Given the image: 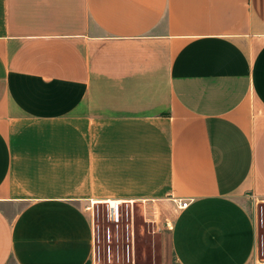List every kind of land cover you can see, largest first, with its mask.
I'll use <instances>...</instances> for the list:
<instances>
[{"label":"crops","instance_id":"crops-1","mask_svg":"<svg viewBox=\"0 0 264 264\" xmlns=\"http://www.w3.org/2000/svg\"><path fill=\"white\" fill-rule=\"evenodd\" d=\"M114 202L156 264L263 260L264 0H0V264H93Z\"/></svg>","mask_w":264,"mask_h":264},{"label":"rangeland","instance_id":"rangeland-1","mask_svg":"<svg viewBox=\"0 0 264 264\" xmlns=\"http://www.w3.org/2000/svg\"><path fill=\"white\" fill-rule=\"evenodd\" d=\"M260 219L264 220V208H258ZM97 227L99 228V238L97 241V253L93 263L108 264L109 247L111 245V255L113 262H127L130 259L134 264H156L159 259V241L143 223L140 210H135V228H136V252L129 248L127 243L128 225L132 221V210L128 211L123 207L122 221L117 229L109 221L107 209H96ZM134 215V212H133ZM263 217V218H262ZM134 219V216H133ZM264 222V221H262ZM264 225V223H263ZM110 227L115 233L113 239L109 242L105 236L106 229ZM116 236V237H115ZM260 255L264 259V227L260 229ZM12 264V263H10Z\"/></svg>","mask_w":264,"mask_h":264},{"label":"built area","instance_id":"built-area-1","mask_svg":"<svg viewBox=\"0 0 264 264\" xmlns=\"http://www.w3.org/2000/svg\"><path fill=\"white\" fill-rule=\"evenodd\" d=\"M190 204V201H181L179 203L180 208H186ZM122 214H123V206L121 202H114L109 205V208L107 209V216L108 221L117 229L120 227L121 221H122ZM107 240L110 242L113 239V232L110 227L106 229L105 234ZM109 258H108V264H134V262H131L130 259H128L127 262H113L112 261V255H111V248L109 247L108 250ZM93 264H103V263H93ZM264 264V259L259 263Z\"/></svg>","mask_w":264,"mask_h":264}]
</instances>
